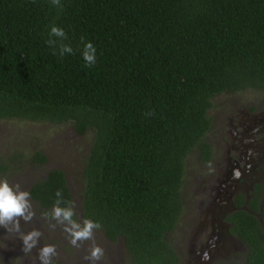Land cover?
<instances>
[{
  "label": "trees",
  "instance_id": "16d2710c",
  "mask_svg": "<svg viewBox=\"0 0 264 264\" xmlns=\"http://www.w3.org/2000/svg\"><path fill=\"white\" fill-rule=\"evenodd\" d=\"M53 26L67 39L50 36ZM61 42L75 54L61 57ZM246 90L264 93V0H0V120L92 132L74 218L98 222L111 243L121 239L132 264H180L168 236L183 211L186 158L196 149L210 160L213 99ZM260 189L250 198L260 222L243 211L228 217L248 248L245 264H264ZM57 190L72 201L54 169L28 192L50 212Z\"/></svg>",
  "mask_w": 264,
  "mask_h": 264
},
{
  "label": "rangeland",
  "instance_id": "374dc122",
  "mask_svg": "<svg viewBox=\"0 0 264 264\" xmlns=\"http://www.w3.org/2000/svg\"><path fill=\"white\" fill-rule=\"evenodd\" d=\"M208 117L211 124L204 141L213 144L210 160L202 163L196 149L187 156L181 189L183 211L168 240L180 264H196L199 257L203 261L205 256L210 257L215 253L216 247L219 253L226 254L224 262L244 263L245 254L236 257L240 252H235V241L217 239L218 243L210 248L209 243L215 241L210 225L213 218L220 220L219 216L212 215L213 204L234 197L227 198V195L225 198L224 195L222 199L218 198L219 194H225V190L230 193L233 188L238 193L250 194L253 185L264 187V93L255 90L223 93L213 99ZM91 142V131L78 134L69 123L52 125L46 122L0 120V163L7 168L0 178H7L12 184L19 183L21 190L28 191L49 171H62L79 219L84 187L82 172ZM227 149L229 155L226 154ZM248 152L253 153L252 158L245 159ZM36 153L44 156L43 163L35 162ZM240 156L243 160L227 175L230 180L224 182L227 178L224 168L227 159L231 157L229 163L232 164ZM244 163H254L255 167L244 168ZM218 188L221 189L216 194L214 190ZM31 202L35 217L31 222L21 221L20 232L26 234L39 229L43 233L39 246H56L58 255L53 257L52 264H89L84 257L93 246L104 250L97 264H132L122 240L111 243L100 230L95 231L92 240L84 241L79 248L74 247L63 226L57 224L52 229L50 225L55 221L45 218L38 204ZM22 248L20 233H8L0 227V264H40L38 248L27 254Z\"/></svg>",
  "mask_w": 264,
  "mask_h": 264
},
{
  "label": "clouds",
  "instance_id": "9594fccd",
  "mask_svg": "<svg viewBox=\"0 0 264 264\" xmlns=\"http://www.w3.org/2000/svg\"><path fill=\"white\" fill-rule=\"evenodd\" d=\"M53 3L59 5L60 0H53ZM50 36L58 38L60 41L67 39L66 32L59 27L53 26L51 28ZM83 42V37H81ZM48 45L55 46L57 41L49 39ZM60 56L65 54L74 55L72 47L68 44L59 43L58 45ZM55 54V52H54ZM83 59L86 66H92L96 63V48L91 42L85 43L82 50ZM56 201L53 209L50 212H43L42 215L52 221L50 227L55 229L56 225H62L63 231L70 237V243L79 248L84 241L92 240L95 231L101 225L90 219H85L79 222L74 217L76 216L75 204L73 201H65L63 199L62 190H57ZM64 204V207L60 205ZM35 217V211L31 202V193L26 190H21L19 183L12 184L7 178H0V227L7 230L8 233H20V239L23 242V252L30 253L33 249L38 248V258L40 264H52L53 257L58 255L55 245L45 244L40 247V239L43 233L39 229H33L28 233L20 232L21 221L31 222ZM104 250L99 246H93L89 254L84 257L89 264H97L102 259Z\"/></svg>",
  "mask_w": 264,
  "mask_h": 264
},
{
  "label": "flooded vegetation",
  "instance_id": "af4514ba",
  "mask_svg": "<svg viewBox=\"0 0 264 264\" xmlns=\"http://www.w3.org/2000/svg\"><path fill=\"white\" fill-rule=\"evenodd\" d=\"M230 94V93H228ZM233 135H235V133H233ZM209 147H210V155H211V147H212V143H208L206 142ZM233 149V148H232ZM215 150H217V146H215ZM226 154L229 155V151L227 149L226 151ZM252 154L253 153H246V155L244 156L245 159L247 158H252ZM232 158L229 157V159H227V163L225 165V175H226V179L224 180L225 181H228L230 180V178L227 176L230 172H232V168L235 166L236 168L238 167V163L243 160V157L240 156L237 158V161H233L232 164L229 163V161L231 160ZM257 166V165H256ZM244 168H254L255 165L253 163V165L249 164V163H244L243 165ZM256 185H259V184H256ZM255 185V186H256ZM255 186L253 185V188L251 187V190H250V194H248L247 192H245L244 194L242 193H238L234 188L232 189V191L229 193L228 191L225 190V194H219L218 191H220L219 189L221 188H218V189H215V193L216 194H219L218 198H222L223 199V196L225 195V198L227 196V198H231L233 197L232 200H224L223 202L221 201H216L214 204H213V211H212V215L215 217V216H219V219L217 218V221H215V219L213 218L212 220V225H210L211 229L213 232H211V235L214 236V239L215 241L213 243H209L210 245V248L211 247H214L216 245L217 242V239H230L231 241H235V243H237V247L235 249V252H240V254L238 256H236L237 258L241 257L242 255L245 254V260H244V263L243 262H240V263H231V264H245L246 262V258H247V254H248V248L247 246L245 245V243L237 236V235H234L231 233V229H232V224L228 221V217L229 216H233L234 214H236L237 212L239 211H243V212H246L252 216H254L257 220H259L260 222V212H254L251 210L250 208V205H252L251 201H250V198L252 196V194L254 193L255 191ZM260 186V185H259ZM261 189H260V192H264V187L260 186ZM242 196L243 197V201H238V198ZM261 205H257L256 208L260 209ZM214 225V226H213ZM215 225H217V227L215 228ZM262 230L264 231V227H261ZM243 252V253H242ZM226 254H222V253H219V249H217L216 247V251L214 254H212L210 257L208 256H205V260L204 261V264H228L227 262H224L223 260H226ZM202 259L197 258L196 260V264H201L203 263Z\"/></svg>",
  "mask_w": 264,
  "mask_h": 264
}]
</instances>
